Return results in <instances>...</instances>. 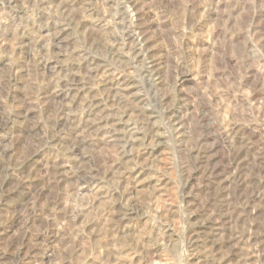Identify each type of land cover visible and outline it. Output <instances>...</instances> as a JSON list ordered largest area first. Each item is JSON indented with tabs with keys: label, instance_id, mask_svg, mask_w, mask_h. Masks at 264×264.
I'll list each match as a JSON object with an SVG mask.
<instances>
[{
	"label": "rangeland",
	"instance_id": "rangeland-1",
	"mask_svg": "<svg viewBox=\"0 0 264 264\" xmlns=\"http://www.w3.org/2000/svg\"><path fill=\"white\" fill-rule=\"evenodd\" d=\"M0 264H264V0H0Z\"/></svg>",
	"mask_w": 264,
	"mask_h": 264
},
{
	"label": "bare ground",
	"instance_id": "bare-ground-1",
	"mask_svg": "<svg viewBox=\"0 0 264 264\" xmlns=\"http://www.w3.org/2000/svg\"><path fill=\"white\" fill-rule=\"evenodd\" d=\"M135 142V141H134ZM237 159V158H236ZM235 160V159H234ZM162 187V186H161ZM161 187H160V189H161ZM211 187V186H210ZM225 192V191H224ZM155 193V192H154ZM238 198V197H237ZM223 202V201H222ZM215 204V203H214ZM230 207V206H229ZM207 220V219H206ZM248 220V219H247ZM223 223V222H222ZM213 224V223H212ZM212 229V228H211ZM220 229V228H219ZM251 234V233H250ZM216 244V243H215ZM214 244V245H215ZM213 247V246H212ZM214 251V250H213ZM214 258V257H213Z\"/></svg>",
	"mask_w": 264,
	"mask_h": 264
}]
</instances>
